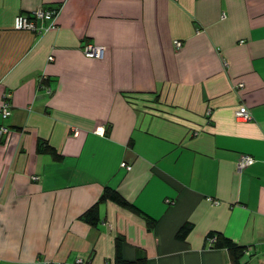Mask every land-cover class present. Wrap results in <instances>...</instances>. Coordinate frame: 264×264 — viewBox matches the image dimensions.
<instances>
[{"label": "crops", "instance_id": "1", "mask_svg": "<svg viewBox=\"0 0 264 264\" xmlns=\"http://www.w3.org/2000/svg\"><path fill=\"white\" fill-rule=\"evenodd\" d=\"M38 7L60 9L56 28L14 29ZM4 95L0 264H112L117 245L147 264H233L210 232L264 264V0H0ZM241 154L254 163L239 171ZM105 188L134 207L100 202L92 225Z\"/></svg>", "mask_w": 264, "mask_h": 264}, {"label": "built area", "instance_id": "2", "mask_svg": "<svg viewBox=\"0 0 264 264\" xmlns=\"http://www.w3.org/2000/svg\"><path fill=\"white\" fill-rule=\"evenodd\" d=\"M59 8L45 9L38 7L31 12L19 14L14 19L13 27L16 30H29L35 31L38 33L54 29L57 26V17L59 14ZM36 21H41V25H37ZM180 42H175L176 47H180ZM85 56L88 57H100L103 52L102 47H98L92 44H87L82 49ZM52 60V57L49 58ZM239 87L243 86L242 83L238 84ZM47 92H50V89L45 87ZM9 95H4L3 100L0 102V117L7 118L11 115V104L8 100ZM235 118L240 121H249L252 119L249 110L243 104L236 110ZM7 132V128L0 127V135ZM254 163V159L250 155L241 154L237 161V169L240 171L245 167H248ZM123 166L128 168L124 163ZM208 243H214V237H208ZM246 252V250H245ZM248 253V252H246ZM51 262H44V264H50Z\"/></svg>", "mask_w": 264, "mask_h": 264}, {"label": "trees", "instance_id": "3", "mask_svg": "<svg viewBox=\"0 0 264 264\" xmlns=\"http://www.w3.org/2000/svg\"><path fill=\"white\" fill-rule=\"evenodd\" d=\"M37 152L38 153H45L52 156L54 160H60L62 156L56 151L55 148H52L45 142L39 141L37 144ZM105 200H110L115 203H117L120 206L123 207H134L131 204H129L118 192L115 190L105 188L103 190V193L99 197L98 201L94 204L92 208H90L84 215L83 218L91 223L92 225H95L97 222V217L95 216L96 206ZM192 226L188 223L183 224L179 227V229L176 232L175 237L179 240H184L187 236V234L191 231ZM208 237H214V243L211 244L212 248H225L230 256L231 262L233 264L239 263L240 259L245 253V250L235 244L231 239L227 238L225 235H223L221 232H210L208 234ZM112 264H147V259L145 257L143 258H137L134 260H126L124 259L121 254L118 251V245L116 248L115 257Z\"/></svg>", "mask_w": 264, "mask_h": 264}, {"label": "rangeland", "instance_id": "4", "mask_svg": "<svg viewBox=\"0 0 264 264\" xmlns=\"http://www.w3.org/2000/svg\"><path fill=\"white\" fill-rule=\"evenodd\" d=\"M245 259H247V258H245ZM247 261V260H246Z\"/></svg>", "mask_w": 264, "mask_h": 264}]
</instances>
